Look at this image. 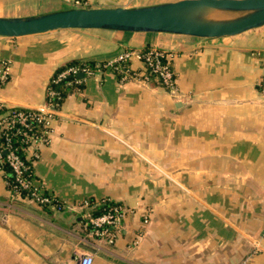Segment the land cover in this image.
Returning a JSON list of instances; mask_svg holds the SVG:
<instances>
[{
	"label": "crops",
	"instance_id": "crops-1",
	"mask_svg": "<svg viewBox=\"0 0 264 264\" xmlns=\"http://www.w3.org/2000/svg\"><path fill=\"white\" fill-rule=\"evenodd\" d=\"M72 1L0 0V16ZM150 46L174 52L175 93L144 79L137 58L126 77L100 65L124 49ZM0 58L11 64L0 88L11 108L42 107L65 61L96 67L77 73L82 81L55 109L47 142L27 152L38 153L31 161L36 183L56 204L14 196L0 169V264H78L84 254L91 264H264V25L212 39L55 29L0 36ZM108 203L125 208L111 242L85 224L92 206Z\"/></svg>",
	"mask_w": 264,
	"mask_h": 264
},
{
	"label": "water",
	"instance_id": "water-1",
	"mask_svg": "<svg viewBox=\"0 0 264 264\" xmlns=\"http://www.w3.org/2000/svg\"><path fill=\"white\" fill-rule=\"evenodd\" d=\"M262 25L264 0H175L132 7L72 6L24 16H0V36L95 28L212 39Z\"/></svg>",
	"mask_w": 264,
	"mask_h": 264
},
{
	"label": "built area",
	"instance_id": "built-area-1",
	"mask_svg": "<svg viewBox=\"0 0 264 264\" xmlns=\"http://www.w3.org/2000/svg\"><path fill=\"white\" fill-rule=\"evenodd\" d=\"M79 3L77 0L72 1L74 5H79ZM133 58L141 61L144 79L148 78V73H154L171 93H175L174 70L171 64L172 54L162 48L156 46L145 49L127 48L105 61L102 66L117 70L126 77L129 76L128 64ZM10 70V61L0 58V88L8 81ZM80 71L77 67H69L62 71L57 79L65 77L68 73H79ZM87 71L89 72V70ZM132 76L136 78L135 74ZM260 88L264 94V75L260 81ZM48 93L53 95L54 91L49 90ZM54 113L55 109L49 101L36 109L11 108L0 101V162H6L13 172L14 181L10 185V189L14 196L20 195L21 191L29 190L30 197L35 202L51 204L53 198L43 192L35 179L28 178V175L25 174L28 166L16 153L13 141L18 139L24 143L21 148L27 152L32 147L46 143L50 120ZM35 124L37 125L36 129L34 128ZM31 156L36 158L38 153L32 151ZM88 204V201H84V207H87ZM85 217V224L90 227L92 235L96 236L98 240L111 242L112 233L118 231L121 225L122 209L116 205L98 215H92L88 211ZM91 263L90 254H84L78 259V264Z\"/></svg>",
	"mask_w": 264,
	"mask_h": 264
},
{
	"label": "trees",
	"instance_id": "trees-1",
	"mask_svg": "<svg viewBox=\"0 0 264 264\" xmlns=\"http://www.w3.org/2000/svg\"><path fill=\"white\" fill-rule=\"evenodd\" d=\"M145 48H148V47H144V49ZM100 65L102 67V63ZM69 67H77L84 74L87 70L92 71L96 68L92 61H86L80 58L65 61L60 66H58L48 81L47 89H46V97H45V103L49 101L51 103V106L54 109H57L60 106L66 94L74 89H77L80 85V82L82 81V79L78 78L77 73H68L65 75V77L57 79L58 75L62 71L68 69ZM112 71L115 72L114 69H112ZM147 75L149 78L152 77L153 79L157 80V82L160 85H163L161 80L157 79L154 73H148ZM174 79H175V73H174ZM49 90L54 91V94L49 95L48 93ZM36 126L37 125L35 124V127H34L35 129H36ZM13 144L16 148V153L23 159L24 163L28 166V169L26 170L25 174L28 175V178L35 179L32 164H31L33 157L27 155L28 154L27 151L21 148L24 143H21L18 139H15L13 141ZM0 169L3 171L5 181L7 182V184L11 185L12 182L14 181V175H13L11 168L7 165L6 162H0ZM20 194L25 195V196H30L29 190L21 191ZM51 202L56 204L55 199H52ZM88 202L90 205H92L91 203H93V201L91 200H89ZM43 205H47V203H43ZM113 206H116V204L108 203V204H102L99 206H92L90 212L92 215H98L104 212L105 210L112 208Z\"/></svg>",
	"mask_w": 264,
	"mask_h": 264
},
{
	"label": "rangeland",
	"instance_id": "rangeland-1",
	"mask_svg": "<svg viewBox=\"0 0 264 264\" xmlns=\"http://www.w3.org/2000/svg\"><path fill=\"white\" fill-rule=\"evenodd\" d=\"M152 1H155V2H162V1H172V0H152ZM71 4V3H70ZM70 6H80V5H70ZM144 48V47H143ZM167 52H169L170 54H172V57H173V51H168L167 50ZM175 82H176V79H175ZM162 86H164V85H162ZM164 88L165 89H168V87L167 86H164ZM118 206H120V205H118ZM121 207V209H122V211H125V208L123 207V206H120Z\"/></svg>",
	"mask_w": 264,
	"mask_h": 264
}]
</instances>
